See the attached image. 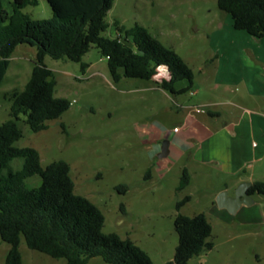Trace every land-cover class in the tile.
Here are the masks:
<instances>
[{"label":"rangeland","instance_id":"obj_1","mask_svg":"<svg viewBox=\"0 0 264 264\" xmlns=\"http://www.w3.org/2000/svg\"><path fill=\"white\" fill-rule=\"evenodd\" d=\"M38 1L37 6H28L23 12L34 20L52 18L48 1ZM2 2L12 12V0ZM225 18L232 20L218 8L217 0H115L107 16L109 28L103 35L116 37V20L127 29L142 25L193 66L197 63L195 53L209 50V36ZM35 59V48L20 45L16 49L0 88V125L11 119V101L6 94L24 89ZM84 62L92 64L93 69L83 72L79 63L46 57L45 64L57 81L56 97L71 101V108L38 133L31 130L22 115L17 123L23 137L15 147L37 150L44 168L55 161L68 163L76 194L88 198L103 212L104 233L132 240L150 254L154 264H173L179 243L174 227L177 204L188 193L192 195L191 202L184 204L180 213L188 217L206 213L213 225L208 241L214 243L213 250L194 257L188 264H258L254 255L258 238L228 226L226 218L214 215L212 203L198 192L199 185H191L182 193L176 191L182 177L178 166L163 177L149 171L153 160L148 144L139 140L136 125L151 116L153 108L162 109L160 94H153L158 100L150 104L152 94L131 91L135 85H148L146 80L123 78L114 82L108 60L96 47ZM24 163L16 159L5 172H17ZM41 182L36 176L26 184L36 187ZM119 186H129L130 190L120 193ZM9 250L10 245L0 237V264L6 263ZM20 253L23 264H66L64 259L28 248L24 239ZM89 264L109 263L93 258Z\"/></svg>","mask_w":264,"mask_h":264},{"label":"trees","instance_id":"obj_2","mask_svg":"<svg viewBox=\"0 0 264 264\" xmlns=\"http://www.w3.org/2000/svg\"><path fill=\"white\" fill-rule=\"evenodd\" d=\"M47 1L53 17L34 20L23 9L37 6L38 0H12V12L0 0V88L16 49L20 45L36 49L28 83L23 90L6 94L11 101V119L0 125V237L10 245L5 264H23L22 239L28 248L64 259L66 264H89L93 258L109 264H154L150 254L132 240L104 233L103 212L88 198L76 194L68 163L55 161L44 168L37 150L15 147L23 137L17 121L26 116L31 130L38 133L71 108V101L56 97L57 81L45 64L46 57L79 63L85 72L89 64L84 57L96 47L108 60L114 82L123 78L151 80L160 68H166L169 78L160 87L170 94L189 92L194 72L174 49L142 25L127 29L116 20V37H105L107 16L115 0ZM217 4L230 15L236 30L264 40V0H217ZM180 83L186 86L179 88ZM16 159L25 161L23 168L6 173ZM36 176L41 184L28 187L27 180ZM190 181L185 170L177 190L187 188ZM117 190L125 194L130 187L119 186ZM248 193L264 195V181H255ZM189 201L186 197L177 204L174 227L179 243L173 264H188L214 248V243L208 241L213 226L206 214L188 217L180 213Z\"/></svg>","mask_w":264,"mask_h":264},{"label":"crops","instance_id":"obj_3","mask_svg":"<svg viewBox=\"0 0 264 264\" xmlns=\"http://www.w3.org/2000/svg\"><path fill=\"white\" fill-rule=\"evenodd\" d=\"M219 25L209 36V50L195 53L196 65L181 56L195 75L189 92L170 94L160 87L169 78L166 68L146 80L148 85H135L131 91L152 94L150 104L158 100L153 94L163 98L162 109L153 108L152 115L136 126L140 142L148 144L151 153L149 171L163 177L176 166L182 174L187 170L190 184L176 191L199 185L214 215L258 238L254 255L264 262V195H251L253 203L236 214L217 205L223 191L233 198L243 183L264 181V40L236 30L227 18ZM92 69L89 64L87 71ZM166 140L169 153L160 158ZM191 196L188 193L189 202Z\"/></svg>","mask_w":264,"mask_h":264},{"label":"water","instance_id":"obj_4","mask_svg":"<svg viewBox=\"0 0 264 264\" xmlns=\"http://www.w3.org/2000/svg\"><path fill=\"white\" fill-rule=\"evenodd\" d=\"M143 54L142 52H138ZM169 142L166 140L163 143L162 152L159 155L160 158H165L168 155ZM252 186V183H243L236 191L235 197H229L226 191H223L217 198V205L221 209H226L231 214H236L239 208L243 205L249 206L253 203L251 195L248 190Z\"/></svg>","mask_w":264,"mask_h":264},{"label":"built area","instance_id":"obj_5","mask_svg":"<svg viewBox=\"0 0 264 264\" xmlns=\"http://www.w3.org/2000/svg\"><path fill=\"white\" fill-rule=\"evenodd\" d=\"M197 112H202V110L198 109ZM179 128H175L174 131L177 132Z\"/></svg>","mask_w":264,"mask_h":264}]
</instances>
